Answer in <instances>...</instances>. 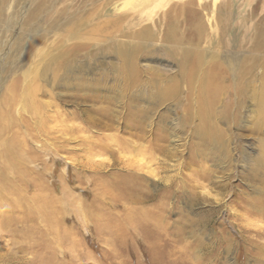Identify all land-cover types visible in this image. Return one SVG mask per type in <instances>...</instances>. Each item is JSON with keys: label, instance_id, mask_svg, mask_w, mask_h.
<instances>
[{"label": "rangeland", "instance_id": "1", "mask_svg": "<svg viewBox=\"0 0 264 264\" xmlns=\"http://www.w3.org/2000/svg\"><path fill=\"white\" fill-rule=\"evenodd\" d=\"M198 54L207 74L263 60L220 136L202 112L228 80L202 108ZM263 71L264 0H0V264H264ZM19 75L36 96L7 105Z\"/></svg>", "mask_w": 264, "mask_h": 264}, {"label": "bare ground", "instance_id": "2", "mask_svg": "<svg viewBox=\"0 0 264 264\" xmlns=\"http://www.w3.org/2000/svg\"><path fill=\"white\" fill-rule=\"evenodd\" d=\"M4 2L5 0H1ZM41 10V8H40ZM38 8L31 12L30 17H34L37 15V13L40 11ZM99 31V30H98ZM201 31L196 32L195 37H199V33ZM175 32L171 29L168 33V37H175ZM181 40L182 37L178 36V40ZM133 50V49H131ZM130 49L123 48L119 50L122 56L126 57L130 55ZM52 52V51H51ZM52 56L54 55L51 53ZM59 54V53H58ZM50 55V53H48ZM57 55V53H56ZM60 55V54H59ZM204 57V56H203ZM38 61V60H37ZM192 65L190 66L189 70L185 72L186 78L189 81L190 87H196L199 88V91L201 90L200 95L198 96L199 102L202 106V108L207 107V103L211 104V108H215L216 104L218 103V97L220 90L221 82L224 80H228V91L230 93V103L225 105L224 111L221 112V114H217V112L210 110L202 112V124L206 125L210 123V120H213L214 117H219L220 119H227L230 120V122L236 126L240 127L242 123L247 118L246 113L244 112V109L246 108L248 104V94L250 90L253 88V78L251 77V71L254 67L257 65H261L263 60H253L252 58H243V61L238 64L228 65L227 68L223 67L221 69H218V66H220V62L217 63V67L212 68V70L207 73L199 72L202 68V57L200 54L195 55L192 60ZM238 63V62H237ZM39 62L35 65V72L39 70ZM186 69V68H185ZM133 70V69H131ZM137 71V70H136ZM138 73V72H137ZM202 73V75L200 74ZM136 75V74H134ZM258 81L261 83V87L258 88L257 92L255 91V98L252 97L254 102L257 104V110H256V120L253 123V131L257 133L260 136L259 139V146L261 152L264 153V71L257 77ZM32 82H27L23 75H19L12 84L8 87L5 93V99L4 103L9 105V100H13L16 98V96H23L24 99L28 98L30 103L32 100L34 101L35 90L38 88L37 80H31ZM133 82V81H131ZM189 87V88H190ZM38 90V89H37ZM35 92V93H34ZM191 96V95H190ZM253 96V95H252ZM4 97V96H3ZM17 99V98H16ZM20 99V98H19ZM27 101V100H25ZM14 102V101H13ZM23 102V101H22ZM30 105V104H29ZM34 105V104H33ZM36 105V104H35ZM37 105V109H38ZM9 108V107H8ZM7 111V110H6ZM35 111V109H34ZM39 111V109H38ZM37 112V111H36ZM38 113V112H37ZM248 113V112H247ZM201 119V117H200ZM1 120L6 122V125L8 122L11 121V114L10 111L3 112L1 115ZM2 124V123H1ZM212 126L210 129L202 128V132L210 134V135H222V130L217 128L215 125L210 123ZM19 149V148H18ZM21 150V149H20ZM19 151V150H18ZM17 152V151H16ZM22 152V151H21ZM19 157V156H18ZM264 165V163H263ZM264 168V166H262ZM261 167V168H262ZM2 170V169H1ZM257 176H260L257 175ZM257 179V178H256ZM260 179V177H259ZM257 197L262 200L261 203L258 205H255L254 212L257 214L264 215V190L260 189L257 190ZM256 197V198H257ZM251 202H256L254 199Z\"/></svg>", "mask_w": 264, "mask_h": 264}]
</instances>
